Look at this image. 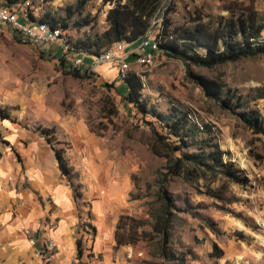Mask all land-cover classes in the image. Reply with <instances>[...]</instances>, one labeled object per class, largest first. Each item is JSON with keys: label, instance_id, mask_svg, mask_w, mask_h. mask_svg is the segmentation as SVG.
Instances as JSON below:
<instances>
[{"label": "rangeland", "instance_id": "374dc122", "mask_svg": "<svg viewBox=\"0 0 264 264\" xmlns=\"http://www.w3.org/2000/svg\"><path fill=\"white\" fill-rule=\"evenodd\" d=\"M30 2L34 19H45L63 29L72 48L83 42H97L108 28L106 15L113 6L104 0ZM167 4L172 11L163 16ZM163 5L148 36L155 37L164 18H170L172 27H193V20L200 18L210 28H216L220 22L253 11L264 25V0H164ZM108 47L93 46V53L87 51L83 67L89 75L75 76L63 70L56 47L50 48L56 55L42 51L20 43L6 28H0V108L11 118L0 120V171L7 170L5 175L0 172V192L10 186L23 190L29 187L25 174L35 163L39 149L46 148L49 155H54V148L61 150L72 168V184L79 185L81 192V198L74 201L77 217L74 234L75 241H80L82 254L78 258L76 252L71 264H102V256L90 251L95 237L92 227L97 222L91 212L95 201L110 185L119 186L124 181L128 184V195L115 231L118 229L124 235L122 239L131 243H116L109 263L115 262L121 250L124 263L120 264H178L159 255L160 237L153 231L162 208L156 178L165 171L167 162L152 149L158 136L171 145L179 144L178 136L157 114L173 117L186 114L192 130L188 131L186 126L181 134L190 133V147L176 151L175 156L184 152L207 153L217 145L224 152L223 161L232 162L248 183H229L219 174L202 172L196 183L171 178L167 191L179 212L171 211L169 247L178 256L184 254L185 264H264V138L253 134L237 116L241 110H256L264 119V56L211 69L192 66L195 74L222 84L223 91L217 99L205 97L187 77L184 64L162 51L150 63L129 58L128 76L135 75L142 84L141 100L147 111L142 114L124 100L121 94L124 82L118 80L116 66L94 61L93 55ZM198 52L204 54L202 48ZM66 55L71 58L73 52L67 50ZM227 92L235 94L229 110L222 106ZM33 145L38 149L28 155L29 146ZM253 154L262 159H255ZM48 163L47 170L59 174L72 191L58 165ZM11 176H17L19 183ZM6 211L14 218L18 216L15 206L0 205V264H40L36 254L27 259L7 256L4 250L8 246L7 223L2 221ZM44 222L48 230L57 224L48 219ZM238 233L245 239L239 240ZM48 240L55 244L54 263L61 264L56 242L52 237L46 243ZM213 244L221 250L220 257H216ZM129 248L138 253L137 259L131 257Z\"/></svg>", "mask_w": 264, "mask_h": 264}, {"label": "trees", "instance_id": "16d2710c", "mask_svg": "<svg viewBox=\"0 0 264 264\" xmlns=\"http://www.w3.org/2000/svg\"><path fill=\"white\" fill-rule=\"evenodd\" d=\"M164 0H104L113 6L108 10L106 21L108 28L98 37L96 43L83 42L80 46H74L76 49H83L93 53L92 47H108L118 41H125L131 46H136L148 34L152 22L156 20L157 15L164 8ZM7 3L13 4L17 1L6 0ZM82 7V6H81ZM172 11L170 4H167L163 11V16ZM42 22L55 27L53 23ZM195 26L184 27L174 26L170 18L162 19L161 27L155 34L159 40V50L166 55L179 59L185 66L187 77L196 84L203 92L204 96L210 99H217L223 91L220 82L207 77L197 75L192 71V66L205 67L211 69L215 66L229 62H236L240 59L264 56V38L262 33L264 25L259 23L255 12L250 11L242 13L236 18H229L224 22L217 24L216 28H210L208 24L202 22L200 18L193 20ZM63 27H67L63 23ZM202 48L204 54L198 52ZM50 52V51H49ZM55 54V52H50ZM49 53V54H50ZM56 55V54H55ZM58 57V56H57ZM63 70H67L75 76H88V69L76 70L63 58L58 57ZM134 59V57H130ZM124 84L121 87V94L127 103L134 105L135 109L142 114H146L145 104L141 100L142 84L135 76H127L122 80ZM222 100V106L225 109H232L235 94L229 93ZM240 121L248 127L253 134L260 135L264 138V119L260 112L256 110H241L237 114ZM160 121L169 125V130L173 135L178 136V145H171L166 138L158 136L157 145L152 149L153 153L166 158L165 171L160 172L157 176L158 192L162 200L161 215L156 218L153 231L160 237L158 249L159 255L163 258H170L177 261L178 264H185L184 254L176 255V252L169 247L170 224L172 222V212H179L174 201L168 195L167 183L171 178H181L184 182H198L202 174L211 175L219 174L225 179V182L246 185L248 179L246 176H240L241 171L234 167L232 162H224L223 154L217 145L214 150L207 153H188L184 152L180 156H175V152L183 148L188 149L190 133L182 132L189 125L186 114L180 117L162 116L157 114ZM9 114L0 108V120H10ZM188 126V131H191ZM44 132V131H43ZM47 143L50 140L46 137ZM207 146V144H205ZM203 149V147H201ZM58 169L72 189L73 199L77 201L81 198L80 186H74L72 183V168L68 166L63 158V152L53 149ZM255 159H262L260 155L253 154ZM239 173V174H238ZM224 185V183H223ZM209 227H213L209 224ZM94 230V227H92ZM123 234L115 231L117 245L131 243L122 239ZM239 240H244L242 233L237 234ZM134 243V241H133ZM77 257L82 254L80 241H76ZM213 250L217 252L216 257L222 255L221 250L216 244H213Z\"/></svg>", "mask_w": 264, "mask_h": 264}, {"label": "crops", "instance_id": "0c3cea01", "mask_svg": "<svg viewBox=\"0 0 264 264\" xmlns=\"http://www.w3.org/2000/svg\"><path fill=\"white\" fill-rule=\"evenodd\" d=\"M36 149L38 148L35 145L29 146L27 154L35 153ZM37 155L31 170L25 174L29 187L23 190L10 186L7 191L0 192V205L3 208L15 206L18 212L16 218L12 217L9 211L3 214L2 221L7 223L6 236L8 238V246L4 250L7 256L13 259H27L41 251L47 238L52 237L57 244L60 263L71 264L72 260L76 258L77 252L74 234L77 228V217L72 191L63 184L59 174L56 175L54 171L47 170L48 161L49 166L57 167L54 155H49L44 147L39 149ZM6 171L4 169L0 172L5 175ZM11 177L17 184L19 183L17 176L16 178ZM127 195L128 184L126 181L119 186L110 185L93 205L91 214H95L97 222L93 226L95 237L90 251L94 255L102 256V264H110L109 258L112 255L113 247L116 246L114 231L117 217L121 214V207L123 203H126ZM42 217L43 223L41 222ZM45 219L54 220L57 224L53 229L48 230L49 226L44 222ZM22 227H25L23 231L28 229L32 234L35 241L31 246L33 248L29 246L24 232H21ZM129 250L132 251L131 257L137 259L138 253L131 248ZM121 253H123L121 250L117 253L113 264L124 263V254Z\"/></svg>", "mask_w": 264, "mask_h": 264}, {"label": "built area", "instance_id": "2783aa9c", "mask_svg": "<svg viewBox=\"0 0 264 264\" xmlns=\"http://www.w3.org/2000/svg\"><path fill=\"white\" fill-rule=\"evenodd\" d=\"M33 6L30 0H22L9 4L6 0H0V28H6L11 35L20 43L41 48L42 51H50L52 46L56 47L58 55L76 70L86 69L83 66V59L88 53L82 49L70 47L66 42V32L57 27L34 19ZM130 49V50H129ZM73 52L71 58L67 57L66 51ZM159 50V41L156 37L146 35L138 45L131 46L125 41H118L111 44L106 50L98 55H93L96 63H111L116 66L117 78L122 81L127 78L128 59L134 57L139 63H150ZM58 58V57H57ZM31 246L35 241L28 229L24 230ZM55 244L48 240L46 246L36 252L40 264H55L53 261Z\"/></svg>", "mask_w": 264, "mask_h": 264}]
</instances>
